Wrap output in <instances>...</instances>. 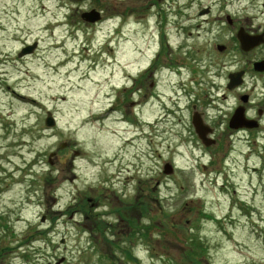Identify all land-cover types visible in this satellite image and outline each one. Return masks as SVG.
Instances as JSON below:
<instances>
[{
  "label": "rangeland",
  "instance_id": "obj_1",
  "mask_svg": "<svg viewBox=\"0 0 264 264\" xmlns=\"http://www.w3.org/2000/svg\"><path fill=\"white\" fill-rule=\"evenodd\" d=\"M123 2H86L79 12L112 17ZM263 4L208 0V49L204 30L170 37L182 57L208 52V87L218 97L227 75L254 58L236 37ZM77 7L0 0V264H264V141L258 150L241 136L225 137L208 152V179L184 129L173 143L166 135L161 158H146L139 130L124 120L126 92L113 90L125 69L138 68L136 55L111 76L109 22L82 29L73 42L70 25L81 22L69 16ZM152 32L132 37V50L143 39L151 45ZM28 46L33 52L21 57ZM115 97L120 109L106 114ZM166 158L179 169L171 188H140L154 183Z\"/></svg>",
  "mask_w": 264,
  "mask_h": 264
},
{
  "label": "flooded vegetation",
  "instance_id": "obj_2",
  "mask_svg": "<svg viewBox=\"0 0 264 264\" xmlns=\"http://www.w3.org/2000/svg\"><path fill=\"white\" fill-rule=\"evenodd\" d=\"M121 1H124V8L117 12L118 15L114 14L108 20L103 16L101 22L97 24L89 23L88 18L83 17V12H79V9L74 10L69 17L71 19L78 16L81 24L77 22L79 25L73 24L70 28L72 27L74 31L73 42H77L76 39L82 29L96 27L105 21L109 22L107 47L110 56L107 65L110 67L111 76L118 69L121 60L128 62L130 58L132 59V55H136L138 68L135 71L131 68L128 71L125 69L123 84L120 88H118L119 84L114 86L113 90L126 92L124 120L133 131L139 130L137 135L139 134L144 141L146 158L155 160L161 158L160 150L163 153L161 146L166 140V135L167 140L175 142L176 136L173 133L178 135L177 129L186 130V145H190L192 154L197 153L196 158L207 179L208 152L212 149L219 150L225 137L241 136L245 142L257 145L259 150L260 144L264 141V10H259V15L244 21L249 26L243 22L238 25V30L243 34L259 36L262 44L250 52L241 50L245 55H254L253 59L236 71L242 72V84L235 89H228L229 73L226 89L218 97L212 87H208V72H210L208 52L204 58H197L191 53L182 57V46L174 45L170 41V37L175 33L180 36L181 32H187L191 37L192 31L200 36L201 31L204 30L208 49V17L211 15L208 0H205V5L202 7L201 0ZM85 2L92 3L90 0ZM99 11L103 13L102 10ZM227 22L230 26L235 25L229 16ZM150 29H153L152 44L143 39V47L132 50L130 39L142 38L144 31L149 32ZM154 32L157 33L156 36ZM81 48L85 49L84 44ZM119 48H122L124 53L118 52ZM75 51V55L80 53ZM88 51H91L90 48ZM100 57V54L95 56L93 65L89 68L98 69ZM260 63H262L260 66H255ZM126 64L128 66L129 62ZM230 103L231 108L224 112L222 106ZM118 109H120V99L115 97L114 102L108 105L104 112L109 114ZM238 109L241 111L242 122L238 123L239 128L235 129L230 123ZM174 147L178 151L179 143ZM168 160L166 158L161 161L159 167L161 170H158L159 176L153 179L154 183L140 188H171V180L178 176L179 169L172 160L170 162ZM169 164L174 167L171 175L164 172L165 166ZM73 178L69 180L73 181Z\"/></svg>",
  "mask_w": 264,
  "mask_h": 264
},
{
  "label": "water",
  "instance_id": "obj_3",
  "mask_svg": "<svg viewBox=\"0 0 264 264\" xmlns=\"http://www.w3.org/2000/svg\"><path fill=\"white\" fill-rule=\"evenodd\" d=\"M77 1H84V0H77ZM85 16L88 18V20L91 23H95L96 21L100 20V14L97 13L95 10L84 13V17ZM237 37H238V40L240 41L241 49L245 52H249L262 44V40H260L259 36H249L247 34H243L241 30L238 33ZM33 50H34V47H28L22 51L20 56L24 57L28 54H31ZM218 50L222 52L225 50V47L218 46ZM261 64L262 63L256 64L255 66L258 67ZM242 81H243L242 72L230 74L228 89L232 90V89L239 87L242 84ZM241 119H242L241 111L238 109L231 120L230 126L232 128L238 129L239 128L238 125H240L238 123L242 122ZM45 124L48 128H53L55 126V120L51 116V114H49L48 117L46 118ZM164 172L165 174L170 175L172 173V167L169 165L165 166Z\"/></svg>",
  "mask_w": 264,
  "mask_h": 264
},
{
  "label": "trees",
  "instance_id": "obj_4",
  "mask_svg": "<svg viewBox=\"0 0 264 264\" xmlns=\"http://www.w3.org/2000/svg\"><path fill=\"white\" fill-rule=\"evenodd\" d=\"M145 207V206H144ZM146 210H147V208H145ZM130 254V253H129ZM132 259H133V257H132Z\"/></svg>",
  "mask_w": 264,
  "mask_h": 264
}]
</instances>
